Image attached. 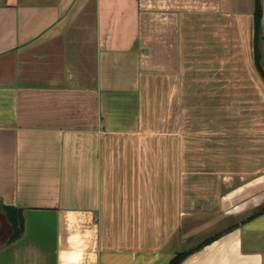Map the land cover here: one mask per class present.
Here are the masks:
<instances>
[{"label": "crops", "instance_id": "0c3cea01", "mask_svg": "<svg viewBox=\"0 0 264 264\" xmlns=\"http://www.w3.org/2000/svg\"><path fill=\"white\" fill-rule=\"evenodd\" d=\"M255 7L0 0V264H264Z\"/></svg>", "mask_w": 264, "mask_h": 264}, {"label": "trees", "instance_id": "16d2710c", "mask_svg": "<svg viewBox=\"0 0 264 264\" xmlns=\"http://www.w3.org/2000/svg\"><path fill=\"white\" fill-rule=\"evenodd\" d=\"M260 18H261V6H260V0H256V7L254 12V50H253V58H254V64L256 67V70L264 80V67H263V56L262 52L260 51ZM2 211L8 220L12 234H11V240H14L18 238L23 231V219L21 216V212L15 208L3 206ZM209 242V240L207 241ZM205 244L202 243L198 247L189 250L187 252L178 253L175 255V257L168 263V264H180L182 260L191 252L199 249Z\"/></svg>", "mask_w": 264, "mask_h": 264}]
</instances>
